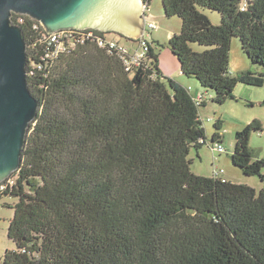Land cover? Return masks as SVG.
I'll use <instances>...</instances> for the list:
<instances>
[{
  "label": "trees",
  "instance_id": "obj_1",
  "mask_svg": "<svg viewBox=\"0 0 264 264\" xmlns=\"http://www.w3.org/2000/svg\"><path fill=\"white\" fill-rule=\"evenodd\" d=\"M161 2L166 16L182 19L169 39L180 71L205 92L192 94L162 73L148 38L159 25L137 39L77 30L52 56L51 34L30 16L13 15L40 109L14 183L0 189V200L18 199L5 203L14 210L8 236L16 248L0 264H264V187L227 180L224 171L197 174L189 157L207 144L204 123L212 118L201 107L209 90L221 104L235 98L238 83H264L263 73L229 69L234 37L264 66V0ZM202 9L218 11L220 23ZM142 41L148 50L136 64ZM222 124L215 122L212 149L223 140ZM261 130L255 119L238 131L231 157L245 175L264 181V159H254L250 147Z\"/></svg>",
  "mask_w": 264,
  "mask_h": 264
},
{
  "label": "water",
  "instance_id": "obj_2",
  "mask_svg": "<svg viewBox=\"0 0 264 264\" xmlns=\"http://www.w3.org/2000/svg\"><path fill=\"white\" fill-rule=\"evenodd\" d=\"M143 0H0V183L19 170L40 100L28 84L27 42L14 14L49 33L93 28L137 39L144 34Z\"/></svg>",
  "mask_w": 264,
  "mask_h": 264
},
{
  "label": "rangeland",
  "instance_id": "obj_3",
  "mask_svg": "<svg viewBox=\"0 0 264 264\" xmlns=\"http://www.w3.org/2000/svg\"><path fill=\"white\" fill-rule=\"evenodd\" d=\"M202 11L208 15L214 24L220 23L221 15L218 11L210 9H202ZM151 13L159 28L152 31L148 38L154 42V47L160 53L159 65L162 73L186 86L195 85L205 92L196 78L188 77L181 73L179 61L169 46L170 37L181 31L182 19L178 16H166L161 0H151ZM111 36L126 43L117 34H112ZM192 47L198 51L205 49V46L197 43L192 44ZM229 69L232 75H237L239 72L247 70L264 74V66L251 61L243 50L238 37H234L231 42ZM208 93L210 95L208 96V103L206 106L201 107V112L205 119L211 117L212 121L204 123L207 144L202 145L198 151L196 148H192L189 155L193 160L191 165L193 172L214 176V168L223 169L224 173L222 176L227 180L247 184L260 191L264 187V181L259 176L245 175L241 168L233 164L231 155L235 148L236 133L255 119H258L262 130L253 131L250 136V147L254 159H264V83L261 86L238 83L233 92L235 98H229L221 104L212 100V91L209 90ZM218 119L223 121L222 129L219 130L223 137L221 141V145L224 147L223 152L213 151L212 147H210V143L217 144L212 142V136L216 130L215 122ZM262 173H264V168ZM17 200L16 197L12 196H4L0 200V260L3 259L7 250L16 248L15 242L8 236V228L10 220L14 216V210L12 207L5 205V203L14 205Z\"/></svg>",
  "mask_w": 264,
  "mask_h": 264
},
{
  "label": "built area",
  "instance_id": "obj_4",
  "mask_svg": "<svg viewBox=\"0 0 264 264\" xmlns=\"http://www.w3.org/2000/svg\"><path fill=\"white\" fill-rule=\"evenodd\" d=\"M143 1H144L143 17H144V22H145L144 29H146L147 27H149V28H157L158 24L153 19V15L150 13V10H151L150 0H143ZM22 21H23V19L20 18V22H22ZM77 30H81V31H84V32L88 31L87 34H89V35H93L94 34V32L92 31L93 28H86V29H76V28L62 29V30L56 31L54 33H49L47 31L49 34H51V36H50L51 43H54V45L56 46V50H55V52L53 53L52 56H56L57 54L60 53V51L66 49V46L64 44V42H65L64 39L65 38H69L71 36V33L75 32ZM101 44H103V41H101ZM112 45H114V42L112 43ZM121 48L123 49V51H126L125 48H123V47H121ZM147 50H148V47L146 45V42L142 41L140 43L139 49L136 51V53L133 56L134 57L133 60H134V62L136 64H138L140 62V60L145 57V54H146ZM196 99H197L198 102L203 101L204 100V95H202L200 93V94H198L196 96ZM213 151L223 152L224 151V147L221 144H218L216 147L213 148ZM223 171H224L223 169H220V170L219 169H215L214 173H215V175H221L223 173ZM13 183H14V178H13V175H12V176H10L9 178H7L6 180H4L3 182L0 183V189H5L9 185H12Z\"/></svg>",
  "mask_w": 264,
  "mask_h": 264
},
{
  "label": "crops",
  "instance_id": "obj_5",
  "mask_svg": "<svg viewBox=\"0 0 264 264\" xmlns=\"http://www.w3.org/2000/svg\"><path fill=\"white\" fill-rule=\"evenodd\" d=\"M183 84V83H182ZM190 86H193L192 88H193V93L192 94H197L198 92H200L201 90L199 89V88H197L195 85H190Z\"/></svg>",
  "mask_w": 264,
  "mask_h": 264
}]
</instances>
